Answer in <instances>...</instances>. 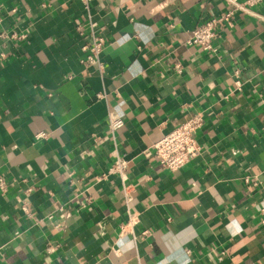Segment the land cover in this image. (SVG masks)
Segmentation results:
<instances>
[{
  "label": "crops",
  "instance_id": "obj_1",
  "mask_svg": "<svg viewBox=\"0 0 264 264\" xmlns=\"http://www.w3.org/2000/svg\"><path fill=\"white\" fill-rule=\"evenodd\" d=\"M229 2L91 0L88 16L78 0H0V264H264V0L216 52L185 42ZM198 111L200 152L165 170L150 146Z\"/></svg>",
  "mask_w": 264,
  "mask_h": 264
},
{
  "label": "built area",
  "instance_id": "obj_2",
  "mask_svg": "<svg viewBox=\"0 0 264 264\" xmlns=\"http://www.w3.org/2000/svg\"><path fill=\"white\" fill-rule=\"evenodd\" d=\"M86 15L89 16L90 2L91 0H78ZM260 0H244L238 3L236 0H230L231 7L221 14L211 17L192 29L185 42L188 45L195 46L203 51L216 52V48L213 44L214 40L218 36L220 29L224 26H231L233 23L234 13L238 9H244L245 6H252ZM76 30L79 34H84V24H78ZM12 35H10L11 37ZM14 36V35H13ZM89 41L82 46V50L85 53V62L90 65H96L101 72V63L99 61V53L101 52L104 44L103 37L95 33V31L89 27L88 32ZM172 69L175 72H180L182 66L179 62L173 64ZM233 75L238 77L235 80V86L237 89L241 87V81L239 80L240 69L234 68ZM97 98L103 97L102 94H96ZM124 125L122 117L117 116L113 111L107 113V130L110 133H114ZM203 125V113L201 111L193 113L185 121L175 123L174 126L165 134H163L157 141H155L149 148L150 153L159 165L169 172H175L185 165L191 158L196 156L200 152V146L196 140V131ZM37 137H44L45 134L40 132ZM87 152H82V156ZM126 169L127 163L124 159L116 157L109 168V173L116 174L122 181V193L126 201L132 197V185L126 183ZM244 182L249 181V177H244ZM7 190V182L3 176H0V193H5ZM25 201H23L24 203ZM24 209V208H23ZM24 213L27 210L24 209ZM138 222L137 215H129V218L125 225L122 226V231L125 229H132V227ZM148 230H143L142 235L148 234ZM55 247L49 245L46 251L52 252ZM162 264H171L165 262Z\"/></svg>",
  "mask_w": 264,
  "mask_h": 264
}]
</instances>
